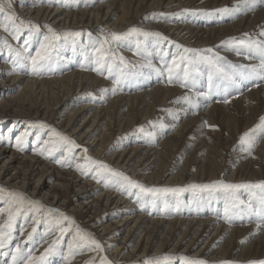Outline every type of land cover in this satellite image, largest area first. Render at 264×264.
I'll return each instance as SVG.
<instances>
[{
  "label": "bare ground",
  "instance_id": "bare-ground-1",
  "mask_svg": "<svg viewBox=\"0 0 264 264\" xmlns=\"http://www.w3.org/2000/svg\"><path fill=\"white\" fill-rule=\"evenodd\" d=\"M72 1L74 6H68V0H16V4L3 0L10 3L14 14L39 28L12 32L0 27L8 38V41L0 38V114L36 117L79 147L61 148L52 132V136L39 143L40 129L32 128L31 124H16L21 123L19 120L14 124L0 122V184L40 201L44 212L41 216L30 214L27 221L23 214H17L7 246L12 249L0 250V264H13L11 253L18 244L22 251H31L37 257L51 243L56 227L53 220H48V209L69 215L76 228L90 234L104 249L98 253L86 246L63 253L59 247L68 249L65 241L69 243L75 237L74 232H68L64 243L52 254L62 264L69 260L70 264H76L89 255H106L113 264H143L145 259L168 251L177 257L191 254L189 259L204 260L206 264L224 261L250 264L264 260V223L257 215L261 209L248 190L236 191L238 206L226 220L227 201L221 192L209 195L190 190L179 197H167V202L145 205L135 195L117 190L112 183L106 186L103 179H93L85 160L91 157L102 161L146 186L183 187L222 179L227 183L264 181V140L256 144L251 154L239 142L240 136L264 116V79L249 75L238 80L232 90L230 84L214 77V92L213 88L209 90L211 69L207 65V84L199 92V80L205 77L200 69L197 83L190 88L169 83L167 72L158 71L176 53H183L184 48L212 49L211 53L220 58L224 67L259 64V58L249 56L247 49L241 48L238 54L225 42L264 40L259 35L264 27V2ZM220 8L238 11L231 14L214 11ZM206 18H211L212 23H206ZM138 24L148 29L144 32L163 31L166 39L147 36L138 43V36L134 35L112 41L108 46L116 56L136 58L133 51L138 44L141 53L138 63L128 64L124 69L130 73L118 84L106 71L104 75L93 71L95 55H90L89 48L94 38L111 39L110 33H125ZM49 27L57 33L82 28L93 36L83 33L63 38L50 65L38 74L33 73L30 60L25 61L21 54L17 56L16 50L22 46L23 53L34 55L43 37L49 35ZM245 33L249 35L246 37ZM177 45L182 46L179 51ZM149 63L157 69L149 67ZM105 89L108 91H102ZM185 95L197 103L178 99ZM226 99L228 103H224ZM141 127L144 131L139 130ZM17 132L23 133L27 140L20 148L3 138ZM148 132L154 135L149 136ZM50 169L53 172L48 177L56 178L40 192L38 180ZM245 205H251L256 212ZM2 214L0 223H6L8 213ZM28 233H31L29 240Z\"/></svg>",
  "mask_w": 264,
  "mask_h": 264
},
{
  "label": "snow or ice",
  "instance_id": "snow-or-ice-1",
  "mask_svg": "<svg viewBox=\"0 0 264 264\" xmlns=\"http://www.w3.org/2000/svg\"><path fill=\"white\" fill-rule=\"evenodd\" d=\"M238 3L245 2V0H237ZM264 2V0H261ZM214 11L220 13L231 14L233 11H238V9H228V8H220L215 9ZM10 10V3L6 4L3 0H0V27H3L5 31L18 32L20 28L26 23L23 20H19ZM27 24L31 25L32 29H38L39 26L32 24L30 21ZM49 35H45L43 40L40 42L39 47L35 50V54H28L27 59L31 62V68L33 73H39L46 66L50 65L53 54L58 50V42L61 40V37H79L81 35L80 32H65L63 34L57 33L51 27L48 28ZM31 32L29 35L31 36ZM111 39L105 37L103 40L98 41L99 46L94 47L93 51L95 53V67L92 69L104 75L105 71L108 73L109 77L114 79V83H120L121 78L125 77L127 73L124 69L128 66V62L125 61L123 56H116L113 49L108 46L112 43V41H118L121 38H126L134 35H143L145 37L152 35L161 37L160 33H148L144 32L135 27L130 28L125 33H110ZM246 37L249 35L248 33L244 34ZM259 35L264 37V27L261 28ZM161 39H166L165 37H161ZM225 43H229L232 45L234 50L237 53H240L241 48H245L249 52V56L258 57L260 60L259 64H249L242 66H228L224 67L220 63V58L214 55H207L205 53H211L212 49L207 50H199V49H188L184 48L183 53H177L169 63L168 61L164 62V67L162 69H158L161 73L164 71L167 72V80L169 83H177L181 87L190 88L194 87L197 77L201 74L199 72L200 65L207 64L210 66V71L208 73V83L209 90L211 91L212 87L215 84L214 77L216 80L223 81L227 84L237 85V81L240 79L247 78L249 75L259 76L261 79H264V40H239V41H228ZM25 44H28V41H25ZM107 46V47H106ZM181 45H177V48H181ZM137 49L139 52V44L137 45ZM191 53L192 55H188ZM17 56H20V53H16ZM151 66V64H149ZM108 91V90H102ZM113 93L116 91L115 88L111 90ZM201 96H206L204 93H200ZM185 101H188L190 104L195 105L197 102L192 100L189 96L185 95L181 98ZM224 103H228V100H224ZM150 124L154 122L149 121ZM43 126V125H42ZM161 128L164 127L163 124L160 125ZM214 127V126H212ZM140 131H144L141 127ZM53 134L58 136L64 145L69 146L71 148H78L79 145L75 143L74 140L69 138L66 135L55 132L53 130ZM149 136H153V132L147 133ZM264 140V116H260L259 122L255 124L252 128L245 131L239 138V142L241 145L245 146V150L252 153V150L256 146V144ZM18 140V144H19ZM51 151V150H49ZM86 151V150H85ZM43 154V152L41 153ZM88 168H90L93 172L92 178L103 179L106 186L109 183L117 186V190L123 191L128 195H135L137 201L141 204H152L154 205L157 201H165L169 196L179 197L180 194L193 191L194 193L207 192L209 195H212L215 192H223L225 194V199L227 201L224 212L225 219H230L233 213V209L238 206L236 199V191L239 189H246L252 193V196L255 197L257 201H259L261 213H264V181H259L256 183L248 182V183H225L222 180L213 181L211 183L197 184L192 183L185 185L183 187H159V186H146L136 180H133L131 177L126 175L124 172L115 170L111 168L108 164L95 160L91 157H85ZM57 164H62L61 160L55 161ZM63 166V165H62ZM81 165H77L78 170L81 169ZM259 190L258 192L255 190ZM5 192V189L0 188V193ZM6 203L8 204V219L2 227H0V249L6 248L8 246V241L12 238L11 229L12 222L15 219L17 213L21 211L25 204L32 206L39 211L41 207V202L38 200H29L22 193H13L9 192L8 197L6 199ZM239 203H243L242 201ZM248 207L250 211L254 213L256 210L251 207V205H245ZM243 211V208L240 209ZM48 213H55L59 217L63 218L64 221H68L69 226L74 223L71 221L69 217L60 212L58 209H48ZM261 213H257L258 217L261 218V222L264 223V215ZM36 223H40L39 220ZM57 224L61 225L59 227V231L64 233L69 229H66L61 222L58 220ZM261 225L258 224L259 228ZM35 231V228H33ZM29 238H31V233H28ZM74 242L70 241L68 244L69 252L71 253L74 248L83 249L88 246L93 251L103 252L104 249L99 241L92 239L90 234L81 233L79 228L76 229V235L73 238ZM59 243L58 240H54L52 245H50L47 249H45V254L36 257L32 254L31 251L24 252L22 251L20 245L16 246L12 255L13 264H43L46 255L51 254L53 251V245ZM91 246H94L91 247ZM8 253H5L7 255ZM179 260L180 264H206V261L200 259H189L186 256H170L163 255L155 258H147L143 261V264H170L171 261ZM99 264H113V261L110 260L106 255L101 256L99 260ZM222 264H230V262L224 261ZM250 264H264V260L262 261H253Z\"/></svg>",
  "mask_w": 264,
  "mask_h": 264
},
{
  "label": "rangeland",
  "instance_id": "rangeland-1",
  "mask_svg": "<svg viewBox=\"0 0 264 264\" xmlns=\"http://www.w3.org/2000/svg\"><path fill=\"white\" fill-rule=\"evenodd\" d=\"M13 4H16V0H13ZM67 5L68 6H74L75 5V3H73V1L72 0H68V3H67ZM12 12V11H11ZM13 13V12H12ZM14 14V13H13ZM16 17H18L19 18V20H23L24 22H26L21 28L22 29H31V25L30 24H27V22H29L28 20H26V19H24L23 17H21V16H18V15H16V14H14ZM218 16V19L220 20L221 19V14H219V15H217ZM19 20L17 21V23H19ZM205 22L206 23H212V21H211V18H206L205 19ZM216 22H218V21H216ZM135 28H137V29H140V30H148V29H143V28H140V24H138V25H136V26H134ZM152 30V29H151ZM155 31H157V32H155ZM68 32H80L81 34H83V33H85V34H88V35H91V36H93L90 32H88V31H86V29H82V28H79V30H70V31H68ZM147 32H149V33H160L161 34V37H165L166 38V35H164L163 34V31H159V30H152V31H147ZM59 33H61V34H63V33H65V32H59ZM138 36V38H137V41H138V43H141L142 42V39L145 37V36H143V35H137ZM149 36H151L152 37V35H149ZM140 37H142V38H140ZM156 37V39H160V40H164V39H161V37H157V36H155ZM0 38H2L3 40H5V41H8V38L3 34V33H1V31H0ZM64 37L62 36L61 37V40L63 39ZM98 41H99V39H96L95 40V38H94V42L93 43H91L92 44V46L89 48L90 49V55L91 54H94L95 55V53L93 52V49H94V47H98L99 46V44H98ZM8 46L10 47V46H12V44L11 43H8ZM135 46V45H134ZM133 46V47H134ZM136 47V49H134V53L137 55L136 56V58H126V57H124L125 58V61H127L128 62V64H135V63H138L139 61L138 60H140V58H141V53L140 52H138V49H137V45L135 46ZM176 47V50H180L181 48H177V46H175ZM34 51V50H33ZM16 52L17 53H20L21 54V56H22V58H24L25 59V61L27 60H29V59H27V56L28 55H26L25 53H23V49H22V46L20 47V48H18L17 50H16ZM177 54V53H176ZM89 55V56H90ZM190 55H192V54H190ZM210 55H213L212 53L210 54ZM172 58L173 57H171V59L169 60V62H171V60H172ZM147 64V62H145V64L144 65H146ZM149 64H151V66H149V67H151V68H156L157 69V67L155 66V65H153V63H149ZM126 68H128V66L126 67ZM199 69L204 73V75H205V77H204V79L203 80H199L200 81V83L201 84H199L198 85V88H199V92H201L202 91V89L204 88V86L207 84L206 83V81H205V78L207 77V69H208V67H207V64H201V66L199 67ZM144 70H147V69H144ZM126 73H130V71L129 70H124ZM196 83H197V80H196ZM133 86V85H132ZM230 86H231V89L232 90H234V88H233V85L232 84H230ZM213 88V90H214V92H216V89H215V87L213 86L212 87ZM1 115V117H0V122H1V125L3 124V123H8V124H14L15 123V120H19V121H21V123H16V124H24V123H26V124H31V127L32 128H34V129H40V132H41V137L39 138V143L40 142H42L46 137H48V136H52L53 135V139L57 142V143H59L60 145H61V148L62 147H64V144H63V142L60 140V138L58 137V136H55L54 134H53V130H55V132H58V133H61L59 130H57L56 128H54V127H52L51 125H47L46 123H44V122H40V120L39 119H37L36 117H30V116H24V115H22V116H11V115H9V114H6V115H3V114H0ZM43 125V126H42ZM53 129V130H52ZM51 132H52V135H50L51 134ZM11 134V133H10ZM62 134V133H61ZM14 136V137H13ZM24 137V134L23 133H19V132H17L16 133V135H8L7 136V134H6V136H3V138H6V140H8V141H10V145L11 146H13V147H16V148H20L21 146H22V142H23V145H26V139H24L23 138ZM2 138V137H1ZM23 139H24V141H23ZM18 140L20 141L19 142V144H18ZM54 143V142H53ZM60 148H57V150H58V152H59V154H61V151L59 150ZM20 151V150H19ZM17 149H15V152H19ZM9 154V153H8ZM15 155H19V154H15ZM20 156V155H19ZM58 155H56V156H54V158L55 157H57ZM70 157H72V156H70ZM11 158H9L8 160H10ZM53 172V170L52 169H50V170H48L46 173H45V175L42 177V178H40L39 180H38V182H39V184H40V188L38 189L40 192H42L43 190H44V188H46L47 187V185L50 183V182H52V181H54L55 180V178L56 177H53V176H51L50 178L48 177L49 176V174H51ZM33 178V182H35L34 181V177H32ZM135 180V179H134ZM32 181V180H31ZM137 181V180H136ZM217 181V180H216ZM222 181H224L225 182V179H222ZM225 183H227V182H225ZM34 183H31V185H33ZM159 187H163V186H161V185H159ZM0 188H3V189H5V192H3V193H0V199H4L5 197L7 198L8 197V193L9 192H13V193H22L20 190H15V189H12V188H9V187H6V186H4V185H1L0 184ZM48 188V187H47ZM255 191H259L258 189L257 190H255ZM75 193V192H74ZM221 193H223V192H221ZM23 194V193H22ZM73 193H70V195H72ZM80 194H83V192H80ZM207 194V193H206ZM224 194V193H223ZM24 195V194H23ZM25 196V195H24ZM27 199H29V200H31L28 196H25ZM2 202H5L3 205L1 204ZM2 202H0V210L2 211L1 213H0V215L3 213V212H6V213H8V211H7V209H8V204L6 203V199H4V201H2ZM2 205V206H1ZM243 210H244V208H243ZM43 211H42V207H40L39 208V211H36V209L34 208V207H32V206H29V205H27V204H25L24 205V207L21 209V211L19 212V213H17L18 215H21V214H23L24 215V218H25V221H27L28 220V217H29V215L30 214H36V215H38V216H41V215H43ZM64 213V212H63ZM260 213H261V211H260ZM16 214V216L18 217V215ZM66 214V213H65ZM3 215V214H2ZM67 215V214H66ZM252 215H254V214H252ZM251 215V216H252ZM262 215V214H261ZM15 216V217H16ZM68 217H69V219L71 220V221H73L72 220V218L69 216V215H67ZM48 220H53L54 222H55V224H54V226L56 227V230H55V234H54V236H53V238H52V240H51V243H49V245H47V246H44L43 248H42V250L40 251V253H39V255L37 256V257H39L40 255H42V254H45V249H47L50 245H52V242L54 241V240H58L59 239V243H57V244H55V245H53V251L51 252V254H47L46 255V258H45V260H44V262H43V264H62L61 263V260L60 261H58L57 260V257L56 258H53V252H54V250L59 246V245H61V244H63L64 242V239H65V237H66V234L68 233V232H74L75 233V235H76V230H74V229H77L76 228V223L74 224H71L70 226H69V223H68V221H64L63 220V218H61V217H59L57 214H55V213H52V214H50V215H48ZM60 221L61 222V224L66 228V229H69L68 231H66V232H64V233H61L60 231H59V227L61 226V225H59V224H57V221ZM3 225H5V223L4 222H1L0 223V227H2ZM39 224H37L36 226H38ZM38 228V227H37ZM82 233V232H81ZM83 234V233H82ZM26 239H28L29 240V236L28 237H26ZM66 243H67V247H68V241L66 240L65 241ZM72 242H74V240L72 241ZM92 247V246H91ZM9 249H12V248H10V247H7V250H9ZM59 249L63 252V253H67L68 251H69V248L68 249H66V248H64V249H61V247H59ZM89 249H91L90 247H89ZM1 250V249H0ZM171 251H168V252H161V253H158V255H157V257H160V256H163V255H174V252L173 253H170ZM79 255H80V253H79ZM182 256H187L188 258H192V256H191V254H185V255H182ZM100 257L101 256H98V257H96V256H93V255H89L88 257H86V258H83V259H81L80 258V260H79V262L78 263H76V264H84V261H86V263L85 264H99V260H100ZM93 258H96V259H93ZM150 258V257H149ZM84 260V261H83ZM70 262H72V261H68V262H65V263H63V264H70ZM7 263V262H6ZM4 264V263H3Z\"/></svg>",
  "mask_w": 264,
  "mask_h": 264
}]
</instances>
